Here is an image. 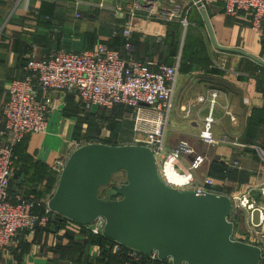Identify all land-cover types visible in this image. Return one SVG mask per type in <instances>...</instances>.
Instances as JSON below:
<instances>
[{
    "label": "crops",
    "instance_id": "1",
    "mask_svg": "<svg viewBox=\"0 0 264 264\" xmlns=\"http://www.w3.org/2000/svg\"><path fill=\"white\" fill-rule=\"evenodd\" d=\"M133 1L0 0V132L5 125L1 108L8 100V88L12 81L26 76L24 68L29 60L41 59L58 51H92L100 42L117 46L114 34L123 32L129 17L126 11L115 12L114 9L116 6L126 9ZM205 12L219 48L243 52L264 62L263 36L250 28L249 13L229 16L218 3L207 7ZM190 17L191 27L202 33L211 65L206 69L190 64L180 68L166 146L173 150L180 141H188L196 153L205 158L201 169L192 173L195 183L232 198L249 186L260 187L264 182V162L260 154L264 155V124L254 143L245 141L249 119L253 113L264 112V66L240 53L218 50L202 13L192 7ZM200 19L205 23L204 28L200 27ZM134 23L131 36L136 46L134 58L139 62L155 60L170 64L174 35L169 31V25L148 19L142 13ZM182 32L177 53L183 49ZM37 92L38 99L48 107V129L43 135L25 136L14 149L9 194L15 203L18 199L39 197L46 204L59 180L53 166L60 161L66 163L75 151L74 141L85 140L87 133L83 127L80 139L75 137L77 117L74 112L78 104L75 92L46 91L38 85ZM213 94H216L214 106ZM211 110L215 118V139L227 135L230 137L228 144L209 147L200 142L204 120ZM91 137L93 140L85 141L106 144L105 141L113 138L116 142L113 146L129 145L133 132L101 130ZM192 159L183 156L179 169L186 172ZM234 162H238L240 168H231ZM225 167L230 173L222 170ZM53 177L57 183L49 194L48 182ZM67 231L74 236L75 242L84 246L76 253L65 257L57 251L62 245L60 238L65 234L64 230L58 236L52 232H39L35 236L24 233L13 246L0 253V264H113L103 256L105 250L100 245L85 242L88 235L83 230L70 224ZM110 247L105 245L106 251H110ZM112 252L115 253L114 248Z\"/></svg>",
    "mask_w": 264,
    "mask_h": 264
},
{
    "label": "built area",
    "instance_id": "2",
    "mask_svg": "<svg viewBox=\"0 0 264 264\" xmlns=\"http://www.w3.org/2000/svg\"><path fill=\"white\" fill-rule=\"evenodd\" d=\"M191 1L189 4L188 0H134L126 9L116 6L115 12L126 11L129 17L122 32L126 41V58L119 51L100 42L92 51H58L41 59H31L24 68L26 76L11 82L8 100L1 108L5 125L0 132V253L13 246L24 233L35 236L37 229L47 228L50 220L56 217L48 209L47 202L45 213L39 216L34 214L35 203L24 199H18L15 203L9 194L15 147L27 135L47 133L48 107L38 99L37 85L46 91L75 92L85 113L96 108L106 111H111L116 106L132 108L133 115L130 119L133 121V139L129 145L144 146L153 152L163 181L177 190H194L198 194L215 193L206 185L195 183L192 173L201 169L205 158L198 155L188 141H180L173 150H168L166 146L172 99L181 67V51L173 58L172 65L155 60H135L131 43L134 20L142 13L148 19L166 24L178 23L185 36L190 25L191 8H197L201 12V9L205 10L218 3L229 16L249 13L250 28L264 35V0H199L201 7ZM116 35L117 33L114 34ZM157 40L162 41L160 37ZM215 98L216 94H213V106ZM212 110L204 120L199 140L209 147L228 144L230 137L227 135L219 140L215 139ZM86 144L90 143L75 140L74 150ZM260 154L264 162V155ZM183 156L193 158L186 172L179 169ZM64 165L65 162H57L53 170L60 176ZM231 168H240L238 162H234ZM170 174L180 176L184 182L172 181ZM262 174L264 175V167ZM231 200L233 208L229 221L234 224L232 239L259 247L264 258V182L260 187L249 186ZM70 224L84 229V233L89 236H101L106 223L100 218L85 227L69 221L68 225ZM122 248L125 247L116 244L114 252L118 253ZM127 250L128 260L125 264L162 262L156 253L145 256Z\"/></svg>",
    "mask_w": 264,
    "mask_h": 264
},
{
    "label": "water",
    "instance_id": "3",
    "mask_svg": "<svg viewBox=\"0 0 264 264\" xmlns=\"http://www.w3.org/2000/svg\"><path fill=\"white\" fill-rule=\"evenodd\" d=\"M193 1L201 7L199 0ZM201 13L218 50L240 53L264 66L253 56L219 48L205 10ZM120 172L126 182L110 185ZM47 207L56 215L54 232L63 220L85 227L102 218L106 238L145 256L156 253L162 262L261 264L263 258L259 247L232 239L229 196L168 186L153 152L144 146L90 143L75 150Z\"/></svg>",
    "mask_w": 264,
    "mask_h": 264
},
{
    "label": "trees",
    "instance_id": "4",
    "mask_svg": "<svg viewBox=\"0 0 264 264\" xmlns=\"http://www.w3.org/2000/svg\"><path fill=\"white\" fill-rule=\"evenodd\" d=\"M189 22H192V17H190V13H189ZM199 24H200L201 28H204L205 23L203 22V20L200 19ZM168 25H169L168 26L169 31L173 32V35H174L173 50H172V54H173L172 56L174 58L178 54L177 51H178V47H179V39L181 36L182 27L178 23H169ZM182 36H183V32H182ZM262 36L263 37H262L261 42H262V46L264 49V35H262ZM114 39L118 42L117 46H115V45H113V46L107 45V46L110 49L119 51L121 53V55L123 57H125L126 52H125L124 48H125L126 41L122 37V32H118L117 35L114 36ZM131 43H132L133 48H134V50L132 52L133 57H134L136 46L132 40H131ZM172 64H173V60L168 65H172ZM185 64H190L192 67L203 68V69H206L208 66L211 65L210 57L207 53V48H206V44L204 43L202 33L200 32V30H198L196 28H192L191 26L189 27V29L186 32L185 42H184L182 56H181V67ZM262 94L264 96V91L262 92ZM75 108H76V110L74 112V115L79 117L77 120V129L80 125L82 126L83 124H86L87 133H86L84 139L89 142V141L93 140V138L91 137L92 135L100 133L101 130L98 127L100 121L96 117L97 116L96 114H94V116H93L91 114V112H86V113L83 112L81 105L79 103L75 105ZM119 110L122 111L120 114L122 116H125V114H126L128 117H131L133 115L132 108H128L125 106H116L113 110L107 111V112L108 113L114 112L115 113L114 116H116L117 112ZM65 111H67V110H65ZM81 113L83 116L81 115ZM88 116L93 118V119H91L92 121L88 120V118H87ZM84 118H85V120H83ZM113 120H114V118H113ZM113 120H111L110 124H109V128H110V131L112 133H113V130H116V125L114 124ZM263 124H264V112L253 113V115L249 119L248 128H247L246 133H245V141L247 143H254L255 139L257 138L258 134L260 133V128L263 126ZM80 133H81V130H76L75 137L77 139L79 138ZM105 143L106 144H112V145L116 144V142L113 140V138H111V140L105 141ZM15 151H14V156H15ZM222 170L225 173H227V172L230 173L229 169L226 167L223 168ZM46 171H47V169H46ZM113 177L111 178L110 182H112ZM56 183H57V180L55 177H53L48 182L47 192H49V194H51L53 192V189H54L53 187H55ZM116 184H114V185H116ZM26 200L35 203V206H36L34 209L35 215L40 216V215H43L45 213L46 204L41 201L42 199H40L39 197H36L35 199L34 198H28ZM68 224H69V221L63 220L62 223L60 224L58 230L56 232H54L53 231V225H52V219H51L48 227L43 229V230L37 229L36 234L39 232H50V233L52 232L53 234L58 236L59 233L64 230L65 234H63L61 236V238L58 237V239L59 238L61 239L60 243L62 245H59L57 247V251H61L63 256L70 255L71 253H76L78 250L82 249V247H84V246L81 243L75 242L74 236L71 235L67 231ZM80 230L84 231V229H81V228H80ZM88 241H90L91 243H96V244L100 245L103 248V250H105V251H103V256L106 257L108 259V261H112L113 264H125L127 262L128 250L125 248H122V250L119 251L118 253H113L112 250L115 247L116 243L109 240L104 235H101V236H92V235L89 236L88 235V239L85 242L88 243ZM65 243H67V244H65ZM64 244H65V246H64ZM107 244L111 246L110 251H106V249H105V245H107ZM65 257H67V256H65ZM141 264H171V263L169 261H165V262L144 261ZM261 264H264V258L262 259Z\"/></svg>",
    "mask_w": 264,
    "mask_h": 264
},
{
    "label": "rangeland",
    "instance_id": "5",
    "mask_svg": "<svg viewBox=\"0 0 264 264\" xmlns=\"http://www.w3.org/2000/svg\"><path fill=\"white\" fill-rule=\"evenodd\" d=\"M189 23H191V22H189ZM191 25H189L188 26V29H189V27H190ZM187 29V30H188ZM182 31H183V29H182ZM185 36H186V34H185ZM185 36L183 35L182 36V39H181V47L183 48V46H184V42H185ZM182 51H183V49L181 50V56H182ZM175 95H176V93H175ZM176 98V97H175ZM121 112L122 111H118L117 112V115L116 116H114L115 115V113L114 112H112V113H108L107 111H105V110H102V109H98V108H96V109H94L92 112H91V114L94 116V114H96L97 116V118L99 119V121H100V123H99V128H100V130H110V128H109V124H110V121L111 120H113V118H114V120H113V122H114V124L116 125V130H132L133 129V121H132V119H130V117H128L126 114H125V116H122V115H120L121 114ZM114 113V114H113ZM81 115H82V113H81ZM83 116V115H82ZM77 117V120H78V116H76ZM88 118V120H91V119H93L92 117H90V116H88L87 117ZM171 118H172V120H173V116H172V114H171V117H170V120H169V123H170V127H171V123H172V120H171ZM83 120H85V118L83 119ZM87 121V120H86ZM92 121V120H91ZM83 127H85L86 128V124H83L82 126L80 125L79 127H78V129H77V124H76V126H75V130H83L84 128ZM113 135V138L115 139L116 137H115V135L114 134H112ZM79 137H81V135L79 136ZM126 182V174L124 173V172H120V173H118V174H116L114 177H113V179H112V182H110V185H114V184H116V185H121V184H124ZM101 196L102 197H104L105 196V190H102L101 191Z\"/></svg>",
    "mask_w": 264,
    "mask_h": 264
},
{
    "label": "bare ground",
    "instance_id": "6",
    "mask_svg": "<svg viewBox=\"0 0 264 264\" xmlns=\"http://www.w3.org/2000/svg\"><path fill=\"white\" fill-rule=\"evenodd\" d=\"M169 178H170L172 181L176 182V183H183V182H184V179L181 178L180 176H177V175H172V174H170V175H169Z\"/></svg>",
    "mask_w": 264,
    "mask_h": 264
}]
</instances>
